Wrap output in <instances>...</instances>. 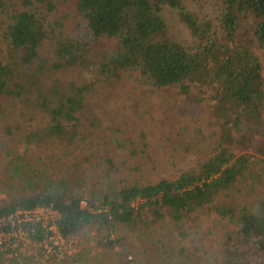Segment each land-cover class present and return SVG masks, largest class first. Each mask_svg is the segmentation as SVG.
I'll return each mask as SVG.
<instances>
[{
	"label": "trees",
	"instance_id": "1",
	"mask_svg": "<svg viewBox=\"0 0 264 264\" xmlns=\"http://www.w3.org/2000/svg\"><path fill=\"white\" fill-rule=\"evenodd\" d=\"M259 53L264 0H0V217L51 206L101 263L264 264Z\"/></svg>",
	"mask_w": 264,
	"mask_h": 264
},
{
	"label": "rangeland",
	"instance_id": "2",
	"mask_svg": "<svg viewBox=\"0 0 264 264\" xmlns=\"http://www.w3.org/2000/svg\"><path fill=\"white\" fill-rule=\"evenodd\" d=\"M67 11L69 10L67 9L66 12ZM167 23L171 27V30H173L171 31L169 29L172 33L180 36L186 42L189 41L187 32L179 23H177V20L174 15L168 14ZM258 55L260 56V61L264 67L263 56L261 57L260 53ZM200 88H203V86H200ZM108 91L109 90L107 88H101L100 96L92 101V105H94L95 101L97 100H99L101 104H103V102L108 101L110 98ZM170 95V98H174L175 93L170 92ZM162 96L166 98V94L163 93ZM121 98H127V96H122ZM148 103L149 107L145 108V112L149 109H151L152 111H156L159 106V98L154 95H150ZM119 104V101H111L112 107H116ZM132 109H134V107H132ZM127 113H132V110H127ZM197 115H203L205 118H207L209 115L207 107L204 105L200 106L197 110ZM125 117L126 116L123 115L121 112L119 114L117 113L114 115V118L118 121L124 119ZM256 131L258 139H260V141H263L264 138L262 134L264 133V121L263 125L259 127ZM261 132L262 134H260ZM177 157L180 159L181 162L184 163L188 158L192 157V154L186 157L183 156L180 151H178ZM260 166L261 165L259 164L254 167L255 171L259 174V177L258 179H256L255 184V187L258 189L256 191L259 193L261 191H264V175L260 174ZM1 189L2 188L0 187V198H3L5 193ZM29 251L30 254L25 255L23 259H16V261H18L19 264H23L26 260H29L30 263L35 264H107L101 263L97 259V254L100 252V245L97 241V238L95 237V233L93 230L90 231L89 237H85L83 235H75L67 240H63V242L51 252L45 251V249H43V247L39 245L30 246ZM3 262L4 264H9V258H5Z\"/></svg>",
	"mask_w": 264,
	"mask_h": 264
},
{
	"label": "built area",
	"instance_id": "3",
	"mask_svg": "<svg viewBox=\"0 0 264 264\" xmlns=\"http://www.w3.org/2000/svg\"><path fill=\"white\" fill-rule=\"evenodd\" d=\"M80 204L84 206L86 202L81 201ZM57 218L58 213L51 206L17 210L0 217V254L18 259L30 254V246L37 245L51 252L64 240L55 224ZM26 223H40L43 238L39 242L30 239L34 229L26 228Z\"/></svg>",
	"mask_w": 264,
	"mask_h": 264
}]
</instances>
